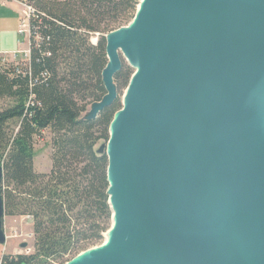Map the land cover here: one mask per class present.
Segmentation results:
<instances>
[{"label": "water", "instance_id": "obj_1", "mask_svg": "<svg viewBox=\"0 0 264 264\" xmlns=\"http://www.w3.org/2000/svg\"><path fill=\"white\" fill-rule=\"evenodd\" d=\"M136 18L106 34L107 93L86 116L117 99L125 52L106 150L118 226L77 264H264V0H141Z\"/></svg>", "mask_w": 264, "mask_h": 264}, {"label": "trees", "instance_id": "obj_2", "mask_svg": "<svg viewBox=\"0 0 264 264\" xmlns=\"http://www.w3.org/2000/svg\"><path fill=\"white\" fill-rule=\"evenodd\" d=\"M18 1L33 9L30 57L24 67L17 59L0 61L2 194L7 215L32 219L35 250L5 254L1 264H65L103 243L113 224L109 158L97 145L110 139L111 122L122 108L119 93L132 69L122 65L115 74L118 97L111 105L94 118L83 114L107 93L106 34L127 24L140 0ZM48 128L52 167L39 172L35 137Z\"/></svg>", "mask_w": 264, "mask_h": 264}, {"label": "rangeland", "instance_id": "obj_3", "mask_svg": "<svg viewBox=\"0 0 264 264\" xmlns=\"http://www.w3.org/2000/svg\"><path fill=\"white\" fill-rule=\"evenodd\" d=\"M3 1V0H2ZM14 3L8 4V5H1V9H4V11L6 13H11V16L8 18H13V14L16 15V21L18 24L19 18L21 20H24V18H27L28 15V7L29 5L24 4L23 2H20L18 0H8ZM8 1H3V2H8ZM141 2V0H140ZM139 2V4H140ZM21 5V16L20 13L17 12L16 10H14V7H18L16 5ZM139 6V5H138ZM138 9V7H137ZM137 12V11H136ZM134 18V17H133ZM133 18L125 25H129ZM22 23V21H21ZM16 38V43L17 45L19 44L20 46V51H22L19 54L18 59L15 61L16 65H21V66H25V62H23L24 58L27 59L28 56L25 55L27 52V50L29 51L30 49V37L28 38V35H24L20 32V29H18V33H17V37ZM99 38L98 34H94L91 36V41L92 43H96L97 39ZM1 53V52H0ZM11 56H13V54H11ZM120 56H121V60L123 65H127L129 66L133 73L135 72V68H133L129 62L127 61L126 57L123 55L122 52H120ZM3 57L7 58L9 57L8 53L4 54H0V61H4ZM15 57H12L11 59L14 60ZM16 59V58H15ZM132 73V74H133ZM129 85V84H128ZM128 85L126 87H124L122 90H120L119 93V99L120 102L123 106V98H124V94L125 91L128 87ZM34 96L32 95L29 100L28 103H32L34 102ZM2 102L0 101V104ZM94 104V103H93ZM91 104L88 106L87 111L83 114L84 116H88L90 115V113H92L94 105ZM18 128V127H16ZM42 136H36L35 137V143H34V167L37 171L39 172H49L51 170L52 167V137H53V133L51 132V130L45 129L42 134ZM108 148V142L105 141H101L99 142V144L97 145V149L99 152H104L106 151ZM4 225H5V231L7 234V242L5 244H0V264L2 263V258L3 255L5 254H20V253H24V254H31L34 252V234H33V223H32V219L29 216H9V215H5V220H4ZM106 239V238H105ZM104 239V241H105ZM103 241V242H104ZM22 243H27L26 247L22 246ZM102 244V243H101ZM100 245V244H98ZM95 245V246H98ZM93 246V247H95ZM92 248V247H91ZM81 253V252H80Z\"/></svg>", "mask_w": 264, "mask_h": 264}, {"label": "crops", "instance_id": "obj_4", "mask_svg": "<svg viewBox=\"0 0 264 264\" xmlns=\"http://www.w3.org/2000/svg\"><path fill=\"white\" fill-rule=\"evenodd\" d=\"M14 2L8 1V2H3L0 0L1 5H8ZM16 4V3H14ZM0 5V7H1ZM18 7H14L13 9L16 10L17 12L22 13L21 10V5H16ZM5 9V8H4ZM4 9L0 8V52L1 53H8L9 57L7 59H11L12 52L17 51L20 49L19 44L17 45L16 43V38L18 29L21 27V19L19 18L18 24L16 21V15L13 14V18H8L11 16V13H6Z\"/></svg>", "mask_w": 264, "mask_h": 264}, {"label": "bare ground", "instance_id": "obj_5", "mask_svg": "<svg viewBox=\"0 0 264 264\" xmlns=\"http://www.w3.org/2000/svg\"><path fill=\"white\" fill-rule=\"evenodd\" d=\"M132 22H133L132 25L135 26L136 23H137V18L134 19ZM120 52H122V51H120ZM120 52H119V54H120ZM122 53H123V55H126L125 52H122ZM136 73L133 75V78L136 76ZM130 87H128V89H126V91H125V98L127 97L128 93H129ZM114 216H115V218H114V222L112 224L113 225L112 229H110L107 233H105L106 234L105 243L102 244L101 246L91 248V250H88L84 254L79 255V257L81 256L79 259H76L75 261L67 263V264H77L80 261H82L83 259L90 257L91 255H94V254L100 253L101 251L107 250L112 245L113 239H114V236H115V233H116V229H117V226H118V214H117V211L115 212ZM111 230H112V232H110Z\"/></svg>", "mask_w": 264, "mask_h": 264}, {"label": "built area", "instance_id": "obj_6", "mask_svg": "<svg viewBox=\"0 0 264 264\" xmlns=\"http://www.w3.org/2000/svg\"><path fill=\"white\" fill-rule=\"evenodd\" d=\"M3 1H8V0H3ZM28 9H29V11H28V15H27V17H28V19L27 18H24V20H22V23H21V27H20V32L22 33V34H24V35H28V38L30 37V23H29V18H30V14L32 13V11H33V9L29 6L28 7ZM22 51H20V50H17V51H14V52H12V54H13V56L12 57H15L16 59H18V57H19V54L21 53ZM26 54L25 55H27L28 56V58L30 57V49H29V51L27 50V52H25ZM0 54H4L5 55V53H0ZM15 58H14V60H15ZM27 58V59H28ZM3 59H4V61H6L7 60V58H5V57H3ZM25 59V58H24ZM45 75H46V73H45Z\"/></svg>", "mask_w": 264, "mask_h": 264}]
</instances>
